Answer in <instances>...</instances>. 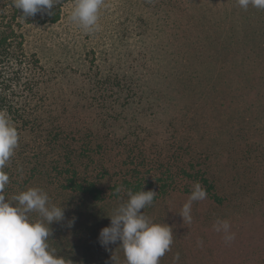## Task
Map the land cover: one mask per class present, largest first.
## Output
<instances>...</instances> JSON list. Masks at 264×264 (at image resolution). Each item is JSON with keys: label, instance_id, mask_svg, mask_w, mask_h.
Listing matches in <instances>:
<instances>
[{"label": "trees", "instance_id": "obj_1", "mask_svg": "<svg viewBox=\"0 0 264 264\" xmlns=\"http://www.w3.org/2000/svg\"><path fill=\"white\" fill-rule=\"evenodd\" d=\"M70 1L74 0H61L60 4L53 7L51 14L45 11L25 19L22 10L14 6V0H0V111H4L11 118L20 133L19 146L5 169L10 177V182L4 189L6 197L15 189H24L36 178L45 176L65 191L99 202L106 193L102 180L107 176L113 181L117 176L120 182L115 179V183L109 186V195L115 198H129V191L136 193L141 190H154L157 195L152 204L175 194L185 200L182 203L184 205L194 184L198 182L206 189L207 198L193 202L192 206L197 207L200 202H207L239 213L240 222L237 228H230L236 233L237 240L238 231L243 228L242 220L244 223L247 220L254 227L252 233L258 231L261 240H264V194L258 193L260 189H264V183H260V168L257 167L259 163H264V149L260 148L257 140L248 142V132L239 136V139L230 138L225 143L232 146L230 152L234 153L233 157L228 153L234 178L230 185L216 179V174L211 176L202 167V161L205 164L212 157L222 156L221 146L214 140H208L203 131L199 133L196 143L200 146V156L204 159L192 156L194 162L186 163L182 159L186 153L180 154V151L176 154L173 152L167 158L153 160L142 149L158 133L166 138L175 137L174 133L179 134V131L175 132L172 128L176 126L173 112L176 104L187 94L186 97L192 99L189 108L192 106L197 118L192 119V127L200 121L197 100L203 104V108H209L219 117L227 106L235 104L234 97L227 91L231 89V85L244 87L240 86L241 75L227 68L231 81H225L209 71L212 65L222 62L233 63L239 58L253 59L261 54L263 57L264 15L259 14H264V10L251 5L244 10L237 0L147 1L146 4L153 8L158 20H149L150 28L145 17L135 21L136 28L133 30L143 41L141 50L134 54L128 61V66L120 72L113 71L102 76L103 72L99 70L94 77L95 83L103 79V89L110 92L100 98L105 102L110 98L113 102L111 108L119 109L116 121L130 124V134L135 138L132 143L128 141L127 147L133 150L130 157L133 155L132 157L140 159L136 164L129 160L128 167L111 174L108 161L111 160L112 143L117 146L123 141L114 134L113 142L109 135L111 132H105L103 137L99 130L84 120L89 99H97L96 94H92V98L89 96L90 92H95L92 90L95 84L89 86L88 81L94 79L85 75L80 82L74 83L66 75V79L60 84L56 70L53 74L46 73L37 55H28L24 48L23 22L57 23L62 17L63 5ZM227 7L233 13L238 10L241 12V17L245 20L242 23L244 28L239 27L238 30L230 32L225 51L222 50L218 56L209 54L205 47L209 36L201 37L199 32L204 20L210 16L208 13L214 8ZM219 20L217 17H210L213 27L218 29L220 25L222 29L223 23L217 22ZM210 28L208 27V32ZM221 43L219 40L217 45ZM195 85L202 86V93L192 89ZM87 89L90 91L85 92ZM146 115L151 116V121L159 122L158 124L161 121L164 124L162 130L154 133L145 125ZM186 143L173 144L188 146ZM187 152L192 153L191 150ZM251 153L256 155L254 159H258L257 165L254 161L249 162ZM211 235L216 239L219 233L216 235L212 232ZM223 237L224 234L219 236L218 253L225 249L230 255L227 249L233 243H226ZM247 241L249 240L243 239L241 234L235 252L241 246L246 250L245 247L251 244V241Z\"/></svg>", "mask_w": 264, "mask_h": 264}, {"label": "rangeland", "instance_id": "obj_2", "mask_svg": "<svg viewBox=\"0 0 264 264\" xmlns=\"http://www.w3.org/2000/svg\"><path fill=\"white\" fill-rule=\"evenodd\" d=\"M147 1L105 0V6L100 14V28L91 34L85 32L70 19L75 0L63 5L62 17L57 23L28 24L23 22L22 32L25 37V51L28 55H37L46 73L53 74V71L56 70L55 73L58 75L57 79L60 84L63 83L66 75H69L74 83L80 82L85 75L94 79L91 82L88 81L89 86L95 84V87L92 88L95 92H90L89 96L92 98V94H96L97 99L96 101L89 99L84 120L99 130L103 137H105V132H111L109 135L112 136L110 138L113 139V142L114 134L123 141L122 144L120 143L121 145L118 144L117 146L112 143L111 160L108 161L111 174L115 173L114 171L119 173L128 167L129 160H133L136 164L140 162V159H137L136 156L132 157L133 155L130 157L133 150L127 147L128 141L132 143L135 138L133 134H130V124L116 121L119 109L113 110L111 108L113 102L110 98L106 102L100 98V96H106V92L107 94L110 92L103 89V79L95 83L94 77L99 70L103 72L102 76L113 71L120 72L128 66V61L134 57V54L136 55L138 50H141L143 41L133 30L136 28L134 27L135 21L137 18L145 17L150 28L149 20H158L153 8L146 4ZM230 8H232L231 5ZM228 10V7L226 9L214 8L208 13L209 18L204 20V25L199 33L201 37L209 36L205 41V47L209 54L218 56L222 50L225 51L227 48L224 49V47L228 44L226 39L230 36V32L238 30L239 27L244 28L242 23H245V20L242 19L241 12L238 10L233 13ZM259 15L263 16L264 14L261 12ZM211 16L219 18L220 20L217 22L223 23L224 28L220 29V25H218V29L213 27L214 24L210 23ZM208 27H211L210 32L207 31ZM209 39L210 42H208ZM219 40L222 43L217 45ZM237 60L233 63L231 61L230 63L222 62L216 66L210 64L212 65L211 70L209 68L210 74L217 75L225 81H231L226 71L227 68L241 75L242 83L240 86L244 85V87L238 88L231 85L232 87H229L231 89L227 91L231 97H234L235 104L232 103L227 106L219 117L214 115L209 108H203V104L197 100L200 121L192 127V119L195 118L196 120L197 118L192 106L189 108L192 99L186 97L187 94L174 107L173 116H175L176 126L172 128L175 132L179 131V134L174 133L173 136L176 134L175 137L166 138L163 137L162 133H158L151 143L146 142L147 146L145 145L142 149L148 152L149 158L153 160L164 159L173 152L176 154L180 151V154L186 153L182 157L186 163L194 162L192 156L196 159L201 157V148L196 140L199 139V133L203 131L208 140H214L221 146L222 156L212 157L210 162L205 161V164L202 161L201 165L211 176L216 174V179L230 185L234 178L233 171H231V159H228V153L232 146L229 147L228 144H225L228 143V139H239V136H244L248 132L247 134L250 135L248 142L257 140L260 143V148L264 149V55L262 57L261 54L260 57L253 59L239 58ZM233 83L235 82L233 81ZM193 88L202 93L201 85H195ZM88 89L85 92L90 91ZM248 93L250 94L248 95ZM197 95L200 96V93ZM150 118L151 116L146 115L145 121L147 120V122L145 125H148L154 133L157 130H162L164 124H161V121L158 124L159 122L151 121ZM136 120L138 119L136 118ZM164 120L166 121V118ZM170 139L176 144L187 142L188 146H177L171 143ZM188 150H191L192 153L189 154ZM230 153L233 157V151ZM255 156L251 153L248 158L249 162L254 161L255 164H258V159H254ZM201 158L204 159V157ZM136 166L138 167V165ZM257 167L260 168V183H264V163H259ZM115 179L120 182V178L118 179L117 176ZM114 180L111 181L107 176L102 180V183L105 184L103 189L106 190V193L104 199L99 202L80 194L65 191L59 184L50 182L45 176L36 178L24 189H15L14 193L9 194L7 198L10 199L30 187H39L48 193L51 204L64 207V219L53 222L51 225L52 237L49 238V244L58 255L65 257L66 264H114L113 256L117 258L119 264H124L125 257L122 246H119L120 242L103 246L99 241L100 231L111 224L109 215H113L115 209L128 200L125 196L115 198L109 195L111 193L109 186L115 183ZM260 190L258 193L264 194V189ZM186 200L188 201L187 198ZM183 202L185 200L173 194L165 198L164 201L151 204L145 210H141L154 222H165L173 228L171 250L161 258L160 264H264V240H261L260 233L255 230L253 234L252 229L254 227L247 220L245 223L243 220L241 222L243 228L242 231H238V240L236 233L232 230V227L237 228L240 222L239 213L227 210L228 208L226 209L224 206L219 207L211 203L200 202L197 207L191 206V221H183L179 214ZM32 216L35 218L37 214L32 213ZM217 220H227L230 228H232L230 232L235 233L233 244L227 249L230 255L226 253L225 249L218 253L220 251L219 236L224 233L213 230ZM70 222H72L71 225ZM212 232H215L216 235L219 233L216 239L212 238ZM241 234H243V239L251 241V244L245 247L246 250H243L241 246L235 252ZM198 240L203 241L202 246L197 245ZM177 253L180 256L179 261L174 259ZM209 256L211 258H207Z\"/></svg>", "mask_w": 264, "mask_h": 264}, {"label": "clouds", "instance_id": "obj_3", "mask_svg": "<svg viewBox=\"0 0 264 264\" xmlns=\"http://www.w3.org/2000/svg\"><path fill=\"white\" fill-rule=\"evenodd\" d=\"M60 2L14 0V6L22 10L23 17L27 19L45 11L51 14L53 7ZM237 3L244 10L250 5L264 10V0H237ZM104 6L105 0H75L70 19L85 32L94 33L100 28V14ZM19 140L16 125L4 111H0V264H66L65 257L58 255L49 244L51 225L64 219V207L51 204L48 193L39 187H30L10 199L4 193L10 182L5 169L19 146ZM156 195L154 190L129 191L128 200L115 209L113 215H109L110 226L99 233L103 246L120 242L124 264H160L161 258L171 250L172 226L154 222L141 211L153 203ZM206 198V189L198 182L194 184L188 201L179 212L183 221H191L192 203ZM32 213L37 216L34 218ZM213 227L215 231L224 233L226 243L235 239L227 220H217ZM202 244V240L197 241L198 246ZM174 259L179 261V253ZM113 260L114 264H119L115 256Z\"/></svg>", "mask_w": 264, "mask_h": 264}]
</instances>
